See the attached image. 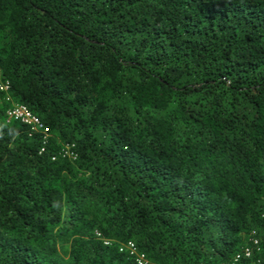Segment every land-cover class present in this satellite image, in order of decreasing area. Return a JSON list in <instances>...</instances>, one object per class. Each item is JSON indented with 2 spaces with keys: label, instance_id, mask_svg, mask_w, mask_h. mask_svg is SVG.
<instances>
[{
  "label": "trees",
  "instance_id": "trees-1",
  "mask_svg": "<svg viewBox=\"0 0 264 264\" xmlns=\"http://www.w3.org/2000/svg\"><path fill=\"white\" fill-rule=\"evenodd\" d=\"M142 257L264 264V0H0V264Z\"/></svg>",
  "mask_w": 264,
  "mask_h": 264
},
{
  "label": "built area",
  "instance_id": "built-area-1",
  "mask_svg": "<svg viewBox=\"0 0 264 264\" xmlns=\"http://www.w3.org/2000/svg\"><path fill=\"white\" fill-rule=\"evenodd\" d=\"M9 119L21 120L26 124L33 125L35 129L40 128L38 120L32 116L24 107H15L8 113Z\"/></svg>",
  "mask_w": 264,
  "mask_h": 264
},
{
  "label": "clouds",
  "instance_id": "clouds-1",
  "mask_svg": "<svg viewBox=\"0 0 264 264\" xmlns=\"http://www.w3.org/2000/svg\"><path fill=\"white\" fill-rule=\"evenodd\" d=\"M245 251H246V252H245ZM245 251H244V253H245V255H244V256H248V251H247V250H245ZM140 260H141V261H140V263H139V264H143V261H142V260H143V257H142V258H140ZM256 264H260V263L258 262V263H256Z\"/></svg>",
  "mask_w": 264,
  "mask_h": 264
}]
</instances>
